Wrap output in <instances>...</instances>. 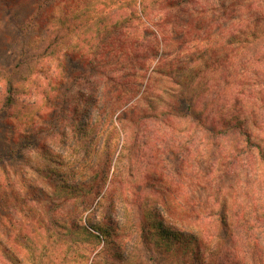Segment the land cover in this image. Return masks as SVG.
I'll use <instances>...</instances> for the list:
<instances>
[{
  "label": "trees",
  "instance_id": "16d2710c",
  "mask_svg": "<svg viewBox=\"0 0 264 264\" xmlns=\"http://www.w3.org/2000/svg\"><path fill=\"white\" fill-rule=\"evenodd\" d=\"M199 1L0 0V21L16 38L5 48L8 60L0 63V107L16 115L14 126L0 127L12 136L9 145L0 144V175L3 180L9 177L7 163L16 177L11 187L0 179V215L4 213L7 219L13 212L27 227L14 239L0 240L13 264H43L41 257L49 244L64 247L60 251L56 248L62 260L73 252L77 264L90 258V264L129 263L135 258V247H126L124 240L130 206L137 213V222L130 224L133 245L139 242L147 248L152 245L159 253H169L173 264L213 263L198 234L190 232L183 222L181 200L171 194L176 185L164 178V160L149 164L142 182L125 164H132L136 147H132V140L149 129L148 121L167 129L166 134L156 132L161 131L159 139L168 149L174 143L168 144L164 137L184 131L191 138L207 133L211 139L237 131L246 144L250 143L242 124L245 120L236 107L222 108L219 116L205 118L212 104H198L206 90V78L221 63L220 57L211 55V50L196 51L189 61L178 56L180 42L173 40L179 36L178 24L171 20L178 11L174 10L184 11ZM23 5H30L29 14L18 21L15 9ZM153 14L161 17L154 23L155 33L142 22L143 18L150 22ZM254 20L238 31L239 36L231 37L239 47L264 39V18L262 22ZM142 24L145 26L140 27ZM251 26L254 29H249ZM115 50L121 58L112 64L110 57L116 58ZM65 57L77 60L80 70L87 66L90 73L87 79L76 78V94L60 111L66 118L57 128L56 150L45 146L40 137L58 115L56 88L61 80L51 78L47 91L34 83L30 95L36 97L42 91L44 104L33 101L26 107L21 100L26 79L19 73L24 69L30 77L40 76L39 65L51 58L63 68ZM132 99L137 104L127 111ZM34 105L36 110L21 119L24 114L18 107ZM128 133L133 138L129 143ZM147 145L144 141L138 148ZM180 146L176 151H181ZM142 188L147 189L145 196ZM8 189L12 190L9 195ZM223 204L218 220L229 229V213ZM148 252L153 251L148 248ZM148 259L150 262L154 256L150 254Z\"/></svg>",
  "mask_w": 264,
  "mask_h": 264
},
{
  "label": "rangeland",
  "instance_id": "374dc122",
  "mask_svg": "<svg viewBox=\"0 0 264 264\" xmlns=\"http://www.w3.org/2000/svg\"><path fill=\"white\" fill-rule=\"evenodd\" d=\"M196 4L184 11L177 8L178 10L174 11H178V14L171 18L172 22L178 24L179 36L173 38L174 42H180L178 51L180 50L181 55L178 56L182 60L189 61L196 51L210 52L211 50V55L220 57L221 63L216 65L212 76L209 75L206 78V90L198 104L199 106L212 104L204 114L205 118L219 116L221 112L219 110L222 108L236 107L235 110L240 111L242 114L240 117L245 120L242 124L249 132L250 143L246 144L244 136L237 131H231L226 137L217 135L214 139L209 138L207 133H197L191 138L184 131L180 135L175 133L172 137H164H167L168 144L174 143V146L168 149V146L161 141L162 139H159V133L162 131L166 134L164 130L167 129L161 128L157 122L148 121L149 129L146 132L140 131L136 140L128 133L127 142L133 139L132 147L134 145L136 147L133 148L135 156L131 158L132 164L127 161L125 164L132 167L134 178L141 181L146 178L145 172L149 169V164L164 160V178L170 180L173 186L176 185L171 194L175 200H181V207L185 213L183 222L187 228H191L188 229L190 232L198 234L204 246L208 248L207 257L209 261H213L212 264H264V39L239 47L231 38L239 36L238 31H243L244 27L255 21V18L262 22L264 0H200ZM29 7L30 5H23L15 9L18 21L29 14ZM159 18L161 17L153 14L150 22L145 18L142 22L155 33L154 23ZM3 22L0 21V63L8 60L5 48H10L11 41L16 40L15 34H12ZM145 25L142 24L140 27ZM249 29L254 27L251 26ZM140 31L143 33L142 28ZM4 34L10 37L9 42L4 39ZM113 52L116 58L111 55L112 64L117 58H121L119 51ZM70 59L64 58L63 68L59 67L54 59L46 60L44 65L38 66L40 72L42 71L40 76L30 77L24 69L19 73L21 79H26L22 82L24 91L21 97L26 107L33 101L44 104L42 91H40L41 95L36 97L30 95L36 87L34 83L46 90L51 78L54 82L61 80L56 88L59 93L56 95L57 103L60 106L57 109L58 115L55 117V122L52 121L40 137L45 146H51L56 150H59L58 145L55 144L58 138L57 128L66 118L60 111L66 109L72 101V96L76 94L78 84L75 82L80 81L82 77L87 79L90 73V68L83 66V70H80L77 60L70 61ZM188 65L187 62L186 66ZM56 68L60 72L58 73L60 77L56 76ZM105 72L106 76H110L106 70ZM83 79L81 81H86ZM29 88L31 91L28 95ZM0 90L2 91L1 82ZM2 94L0 92V100ZM65 96H67L66 103ZM136 99L130 101L127 111L136 106ZM19 104L22 105L17 102V105ZM36 105L28 109L19 106L20 112L24 114L20 115L23 116L22 118L19 117L24 120L30 116ZM141 106L142 104L138 105L140 108ZM6 112L0 107V127L14 126L13 116L16 115L12 116ZM177 123L176 121L174 124L177 125ZM159 130L161 131L156 132ZM20 131L22 129L17 130V132ZM9 137L12 138L10 134L5 135L3 131H0V144L9 145L11 143ZM155 138L158 141H154ZM144 141L148 145L138 148ZM181 144L184 145L181 147ZM179 146L181 151L178 152L176 150ZM5 167L10 175L5 176L4 180L0 175V179L11 187L12 181L16 179L14 170L7 163ZM11 189H8V195L12 193ZM146 190L145 188L141 190L144 196ZM222 202L229 213V229L220 225L218 220V216L222 214L220 208ZM135 210L134 206L128 207L127 219L130 223L125 232L123 231L126 247H135V251L132 252L135 258L126 264H173V259L168 257L169 253H159L152 245H148V248L153 251L149 253L146 245L142 246L139 242L133 245L134 236L131 231L133 225L130 224L137 222ZM10 213L12 214H8L7 219L3 217L4 213L0 215V240L2 241L5 238L14 239L20 234L21 229L27 228L22 226L20 223L22 220L18 215ZM16 221L19 223H15ZM4 222H6L5 226ZM29 231L31 233V228ZM58 246L48 245V251L41 257L43 264L78 263V259L73 258V252L67 254L68 259L59 258L56 255L58 253L56 248L60 251L64 247ZM3 247L0 244V264H13L5 255ZM39 250V247L36 248V255ZM40 253L43 254V251ZM150 254L154 256L151 260L153 262H149ZM90 261L91 258L88 262L81 264H90Z\"/></svg>",
  "mask_w": 264,
  "mask_h": 264
}]
</instances>
